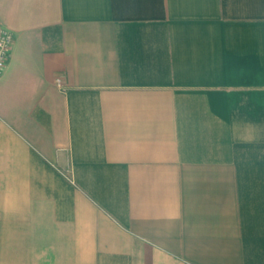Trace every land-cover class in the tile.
Returning <instances> with one entry per match:
<instances>
[{"label":"crops","instance_id":"0c3cea01","mask_svg":"<svg viewBox=\"0 0 264 264\" xmlns=\"http://www.w3.org/2000/svg\"><path fill=\"white\" fill-rule=\"evenodd\" d=\"M0 23V264H264V0H0Z\"/></svg>","mask_w":264,"mask_h":264},{"label":"built area","instance_id":"2783aa9c","mask_svg":"<svg viewBox=\"0 0 264 264\" xmlns=\"http://www.w3.org/2000/svg\"><path fill=\"white\" fill-rule=\"evenodd\" d=\"M13 43V32L8 27L0 23V76L5 70L9 51L11 50Z\"/></svg>","mask_w":264,"mask_h":264}]
</instances>
